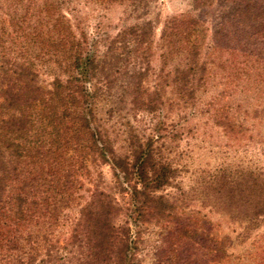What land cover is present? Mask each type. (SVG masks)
<instances>
[{
    "label": "rangeland",
    "instance_id": "rangeland-1",
    "mask_svg": "<svg viewBox=\"0 0 264 264\" xmlns=\"http://www.w3.org/2000/svg\"><path fill=\"white\" fill-rule=\"evenodd\" d=\"M51 1L54 12L46 8ZM15 2L0 0V89L15 91V56L20 61V55L28 56L23 48L29 45L22 44L25 36L18 34L28 33L29 26H49L48 16L53 14L69 18L99 59H105L113 47L121 51L119 43L113 44L119 32L131 28L147 32L151 49L142 85L155 92L156 103L143 109L131 104L129 96L117 95L127 80L119 78L112 84V90H118L114 95L100 91L94 124L106 131L117 157L132 160L131 149L139 145L170 172L168 183L155 191L161 199L150 203L156 209L141 221L133 207L135 197H140L133 196L131 187H141L135 176L128 175L126 181L108 161L91 164L78 198L63 211L62 226L49 232L48 240H60L51 247L52 254L67 255L60 248L62 239L88 199L89 189L96 188L122 208L115 223L130 229L134 264H264V218L247 219L253 211L249 203L264 197V0ZM172 20L177 30L168 29L161 39L164 26ZM188 30H192L188 43L174 42V33L180 32L177 38H181ZM118 41L125 43L128 38ZM132 45L127 44L134 49ZM191 58L197 66L189 73L190 97L178 94L179 84H173L171 76L155 77L163 69V75L172 76L176 67L187 71ZM38 63L37 83L47 88L50 70L47 62ZM127 63L122 60L119 67L138 66L137 58ZM84 80L91 88L97 79ZM184 228L191 234L184 235ZM207 245L218 249L209 252ZM37 251L33 264H42L41 259H46L42 244Z\"/></svg>",
    "mask_w": 264,
    "mask_h": 264
},
{
    "label": "trees",
    "instance_id": "trees-1",
    "mask_svg": "<svg viewBox=\"0 0 264 264\" xmlns=\"http://www.w3.org/2000/svg\"><path fill=\"white\" fill-rule=\"evenodd\" d=\"M18 2L20 0L15 4ZM45 4L51 12L55 11L52 1ZM173 21L164 26L161 39L166 37L168 29L177 30ZM48 23L46 27L35 25L31 29L29 26L28 33L18 34L19 38L25 36L28 39L22 42L23 46L29 45L27 50L22 47L28 56L20 55L21 61L15 56V91L13 88L0 89V98L4 101L0 102V264H33L41 244L42 255L46 256L41 259L42 264H52V261L60 264H134L130 229L126 224L115 223L122 208L109 194L96 188L89 189L88 199L78 210L63 243L60 242V248L67 255H57L56 251L52 254L51 247L60 240L48 238L52 237L51 230L62 226L63 211L69 210L78 198L77 191L90 173L89 166L101 160L108 161L116 175L121 173L126 181L128 175L135 176L141 187H131L133 196L140 197L138 200L135 197L133 207L141 221L156 209V204L150 203L161 199L155 191L168 183L169 167L155 163L150 152L139 145L131 149L132 160L117 157L106 131L94 124L97 119L95 109L102 95L100 91L104 89L105 95H114L118 90H112V86L119 78L127 80L122 81L121 94L117 95L129 96L131 104L143 109H150L156 103L155 92L142 85L143 78L148 75L147 60L151 49L147 32L140 28L119 32L113 44L119 43L121 51L117 52V47H113L107 51L105 59H99L65 15L48 16ZM189 24L193 25V21ZM18 31L15 28V32ZM179 34L174 33L176 40L173 41L188 43L192 30L177 38ZM118 37L128 38V41L121 43ZM168 41L172 42L170 38ZM130 42L135 45L134 49L127 46ZM136 58V68L134 65L119 67L122 60L131 65ZM38 62H47L46 68L50 70L47 88L37 83L41 73ZM143 63L145 66L139 65ZM186 65L187 71L176 67L172 76L170 72L163 75V69L155 77L171 76V82L179 84L178 94L190 97L193 91L189 73L196 68L197 61L191 58ZM200 71L203 72V66ZM85 78L89 82L90 79L97 80L89 88ZM156 85L155 82L153 86ZM229 191L232 197V190ZM249 206L253 211L248 220L264 218V197H258ZM186 232L184 228L183 234L188 236L189 231ZM201 239L200 236L197 240ZM47 240L51 241V246ZM207 249L213 253L218 247L207 245Z\"/></svg>",
    "mask_w": 264,
    "mask_h": 264
}]
</instances>
